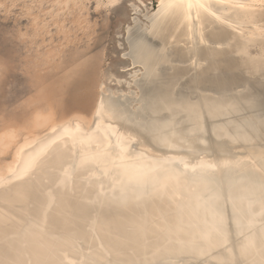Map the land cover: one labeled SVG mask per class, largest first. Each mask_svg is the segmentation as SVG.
Instances as JSON below:
<instances>
[{"label": "bare ground", "instance_id": "1", "mask_svg": "<svg viewBox=\"0 0 264 264\" xmlns=\"http://www.w3.org/2000/svg\"><path fill=\"white\" fill-rule=\"evenodd\" d=\"M88 1L57 0L60 10L65 14L61 19L60 15H55L59 18L57 24L60 43L47 51L43 46L44 58L39 56L45 59V63L56 61L55 64L63 69L65 82L90 61L87 55L90 54L91 42L84 45L83 38L77 33L82 31L86 35L91 34L92 28L98 24L97 20L90 17ZM122 1L96 0L95 10L100 9L98 4L109 8ZM157 2L158 9L150 15L145 26L151 35L162 36V54L148 52L152 48H147L146 51L136 52L137 58L132 59L133 65L141 63L149 73L156 71L161 62H170L166 53L168 45L180 42L193 46L189 60L191 65L200 66L204 58L198 55L196 45L210 44L206 31L214 24L228 27L233 32L235 30L246 43V46L243 45L246 47L245 51L249 52L250 43L256 46V43L261 42L262 45L264 41V25L260 23L264 20V0H200L208 8L207 11L195 7L188 9L185 0L184 7L166 13H161V0ZM28 8L27 11L30 10ZM132 10L138 14L139 4L133 3ZM67 13L71 14L70 18ZM211 13H215V16ZM68 18L72 27L68 26ZM42 29L45 33V29ZM36 35L34 37L38 41ZM23 37L26 38L25 35ZM31 37L33 38V34L28 38ZM214 43L223 45L224 42ZM140 47L145 48L142 45ZM261 51L262 49L259 53ZM42 64L41 68L45 66ZM33 68L36 67L33 65ZM167 69L169 71L170 68ZM194 75L196 77V73ZM103 85L102 81L101 91L99 90L101 95L98 93L100 96L98 95L90 113L73 111L68 115H60L57 103L48 99L43 104H38L30 116L20 122L0 121V264H216L219 259L228 258L229 255L240 264H264V196L260 183V178L264 175V160L261 159L264 150H256L253 145L246 148L238 146L234 137L230 143L237 144L235 148L238 152L231 150L217 158L207 155L191 157L179 152L180 148L163 152L155 150L145 144L136 133L116 121L106 97L108 88ZM37 92V96L41 94V91L40 94ZM171 100L170 102L174 101ZM250 104L253 105L252 101ZM129 115L125 114L124 117ZM149 134L151 136L152 133ZM151 140L153 142L156 139ZM165 145L174 146L171 140ZM37 156L40 158V166L23 179H16ZM84 158L89 163L81 166ZM132 168L141 169L147 175L139 183L130 181L124 172ZM220 216L223 217L226 243L217 238L209 246L203 236L214 231ZM249 241L254 247H250L247 254L241 256V245Z\"/></svg>", "mask_w": 264, "mask_h": 264}, {"label": "rangeland", "instance_id": "2", "mask_svg": "<svg viewBox=\"0 0 264 264\" xmlns=\"http://www.w3.org/2000/svg\"><path fill=\"white\" fill-rule=\"evenodd\" d=\"M142 1L144 3L140 0H123L115 7H103L98 11L95 10L96 0H89L87 2L90 9V17L93 20H97L98 24L92 28L91 34L89 33L86 35L82 31H78L77 33H79V36L83 38L82 42L84 45L87 42H91L90 54L87 55V59L90 61L87 60L88 62L85 63L78 71L74 72L70 78L68 77L65 82L63 69L55 64L57 63L56 61H52V63H45L42 53L52 47H56L60 43V34L58 32L59 18L57 16L60 15L59 17L61 19V17H64L65 14L62 10H60L57 0H42V2L40 0H0V121L9 120L11 122H20L29 117L38 104H43V102H46L48 99L57 103L60 115H68L73 111L90 113L95 106L98 97L101 95L100 89L102 88L103 81V86L108 88L106 97L108 99V103L111 105L112 115L116 121L132 133H136V135L139 136L145 144L155 150L163 152L171 149L178 150L180 148V150H178L179 152L188 154L191 157L207 155L210 158L220 157L221 155L227 154L231 150L238 152V149L235 148L237 147L236 143H238V146H242L244 148L251 147L253 145L252 147L256 150H264V55L259 56V54H264V41L262 42L263 46L260 44L261 42L256 43L258 44L256 46H254V43H250L249 45L251 46H248L249 52L247 50L245 51L244 49L246 47H243V45L245 44L246 46V43L244 39L237 35L235 30L233 32V30L228 27L214 24L213 26L208 27L206 31L210 44L196 45L198 55L204 58V61L202 62V64L205 63L204 65H191L189 59L194 50L191 44H185L184 42H180L178 44L173 43L168 45V49L166 51L170 57V62H161L158 69L153 72L155 74L149 73L143 64L140 63V65L137 63L133 65L132 61L137 58L139 50L146 51L147 48H152L147 50L148 52H156L161 55L162 53L160 52V48L162 47V36L151 35L148 31H146L147 29L145 26L150 15L158 9L157 0ZM133 3H137L140 6V12L138 14H135L132 10ZM27 4L28 7H30V10L28 11V7L26 6ZM32 8L34 11L31 10ZM105 9H107V11H105ZM50 11L53 12V14H48L51 13ZM56 14L57 16H55ZM67 14V17L71 16V14ZM42 15H47V17H43ZM53 18H55V20ZM69 18L68 26L72 27ZM48 20L50 21L48 22ZM34 21L36 24H34ZM260 23L264 25V20ZM30 25L32 26L30 27ZM41 26H43L42 28L44 29L48 26L50 29H45L44 33ZM33 27L40 28L36 29ZM32 34L33 38H28ZM35 34H37L36 37L38 38V41L34 37ZM24 35L26 38L23 37ZM42 37L44 43H42ZM29 39L32 40L30 41ZM49 40L52 41V43ZM48 41L50 44H48ZM216 41H222V43H224L223 45H218L214 43ZM29 42H32L31 45H28L30 44ZM45 42L48 44L47 46ZM32 45L35 47H31ZM36 45L40 48H37ZM141 45L145 48L140 47ZM260 45L262 48L258 47ZM43 46L46 48L45 51ZM29 47L31 48V51ZM261 49L262 51L259 53ZM238 50H240V52ZM40 51L41 53H39ZM232 52L236 53L232 54ZM39 56H42L43 58ZM216 60H219V62H216ZM40 64L45 66L41 68ZM33 65L36 68H33ZM124 65L127 66L123 67ZM258 65L259 68L257 67ZM167 68H170L169 71ZM180 68L182 70H180ZM215 69H217L216 72ZM195 73L196 77L194 75ZM135 74L136 76H133ZM198 74H200V77ZM197 77H199V80ZM166 78L169 79L167 80ZM200 78L202 79L200 80ZM148 81L151 82L148 83ZM157 90L162 96L157 93ZM40 91L42 95L40 94ZM162 91L164 92L162 93ZM36 92L43 97L40 95L37 96ZM108 92L109 94H107ZM184 93L186 94L184 95ZM189 94L193 95V97L191 98ZM116 95H118L117 98ZM204 95H206L205 99H207V101L203 98ZM166 96H170L174 101H172L170 97L167 98ZM176 96H178V99ZM33 97L39 98L32 99ZM161 97L166 98V100L164 98L163 100ZM217 97L219 98L217 99ZM158 98L160 100H157ZM224 98L228 99L225 100ZM29 99H31V101H29ZM41 99H43V101ZM168 99V102L171 100L173 104L172 102L169 104L167 102ZM175 99H177L179 103H177L178 101ZM33 100L34 102L32 103ZM38 100H41V102ZM195 100L197 102L199 101L198 104H195L197 103ZM228 100H230V102ZM240 100L243 101L242 103L244 105L240 102ZM247 100L250 103L252 101L253 105H251ZM183 101L186 102L184 103ZM114 102L116 105L118 104L115 106V109H117L116 111L113 108L115 105ZM225 102L229 103L227 104ZM125 104H128L129 106H126ZM246 105L248 107H245ZM157 106H160L159 109ZM121 108L122 110H119ZM125 108L126 110H124ZM231 110H233V112ZM220 111L222 112L220 113ZM235 112L236 114L234 115ZM125 114L131 115L124 117ZM136 122L140 126H138ZM150 132L152 133L151 136H154V138H151L149 134ZM200 134L203 136H200ZM233 137L234 141H236L234 144L230 143ZM150 138L156 139L159 141V144L156 140H153V143ZM169 140L173 142L174 146L167 147L165 145V143ZM196 144L199 146H195ZM196 147L197 149L195 150ZM239 151H241V149ZM197 264H200V262Z\"/></svg>", "mask_w": 264, "mask_h": 264}, {"label": "snow or ice", "instance_id": "3", "mask_svg": "<svg viewBox=\"0 0 264 264\" xmlns=\"http://www.w3.org/2000/svg\"><path fill=\"white\" fill-rule=\"evenodd\" d=\"M221 2H223V0H221ZM184 6H185V0H161L160 8H161V13H166L175 8H181ZM186 6L188 9H192L193 7H195L198 10L199 9H205L206 11L208 10L205 4L201 3L200 0H187ZM240 6H243V5H240ZM97 7L103 8L105 7V5L98 4ZM211 15L215 16V13H211ZM217 19H219V17H217ZM52 143H55V142H52ZM261 159L264 160V153L261 154ZM87 163H89V160L87 158H84L81 160V166L86 165ZM39 166H40V158L39 156H37L36 158H33L30 161L29 165L24 170V172L20 176H17L16 179H23L25 176L29 175L32 170L38 168ZM185 167H187V165H185ZM124 175H126L130 181L135 180L137 183H139L140 181L143 180V178L147 175V173H145L141 169L132 168V169H126L124 172ZM260 183H261V193H262V196H264V175L261 176ZM217 238L223 240L226 243L227 235L224 230V222H223L222 216H220L219 223L215 227L214 231L208 232L203 236L204 241L209 246H212L217 241ZM250 247H254L251 241H249L247 244L241 245V248H240L241 256L246 255ZM216 264H240V262L234 261L233 258H231V256L229 255L228 258L219 259L216 262Z\"/></svg>", "mask_w": 264, "mask_h": 264}]
</instances>
